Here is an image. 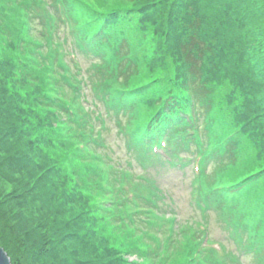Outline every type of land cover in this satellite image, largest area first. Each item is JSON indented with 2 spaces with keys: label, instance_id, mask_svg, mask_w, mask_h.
<instances>
[{
  "label": "trees",
  "instance_id": "obj_1",
  "mask_svg": "<svg viewBox=\"0 0 264 264\" xmlns=\"http://www.w3.org/2000/svg\"><path fill=\"white\" fill-rule=\"evenodd\" d=\"M261 4L257 12L264 15ZM253 17L247 0H0V178L13 186L12 217L20 223L12 230L26 239L25 263H240L204 244L208 226L202 231L193 220L178 228L175 204L150 177L131 173L125 181L119 169L103 173L105 164L94 159L99 134L87 132L92 145L86 148L85 132L74 128H86L80 103L92 81L114 97L117 111L131 110L129 96L150 110L136 134L142 139L128 146L141 162L163 165L141 151L155 134L191 140L193 124L201 119L206 126L220 112L227 132L208 133L217 162L206 182L236 184L211 200L228 231L251 217L262 240L254 248L264 254V53L261 42L251 47ZM68 25H74L75 53L56 37ZM167 59L171 70H164ZM191 113L196 122L185 116ZM232 164L239 169L228 175ZM140 177L150 194L131 187ZM5 200L0 222L8 220ZM197 202L209 207L201 196ZM185 230L193 234L180 242ZM175 238L179 249L171 248ZM145 241H158L152 255ZM8 245L2 243L6 251ZM174 252L179 258L169 260Z\"/></svg>",
  "mask_w": 264,
  "mask_h": 264
},
{
  "label": "rangeland",
  "instance_id": "obj_2",
  "mask_svg": "<svg viewBox=\"0 0 264 264\" xmlns=\"http://www.w3.org/2000/svg\"><path fill=\"white\" fill-rule=\"evenodd\" d=\"M262 1L263 0H247V5L249 9L254 13V17L251 18L252 21L250 23L253 30L258 35V37L257 35H253L251 47L255 51V45L258 42H261V45H258V49L259 51L264 53V15H260L257 12V7L262 6ZM105 3H108V1H106ZM110 3L116 2L110 1ZM73 29L74 25L73 28H71V25L65 27L59 26V28H57L56 37H58L62 41L61 43L64 45L66 51L76 52L72 49L74 45L72 38ZM81 60L82 69L84 70L89 66V60L86 59V57H83ZM168 60L169 59H167V65L164 70H167L169 67L170 70L172 68L171 62H169ZM197 62L198 61L196 60V63ZM262 72L264 73V71ZM82 77L83 79L87 80L92 79L90 75L85 76L83 74ZM147 79L148 78H143L142 80ZM93 83L94 81H92L90 84L87 83L82 90L85 97L82 98V101L80 103V121L83 120L86 123V128L81 125L74 128L78 129V133L81 131L85 132L83 138H81V141L85 142L86 148L92 145L89 139V134L87 132L93 131V133L99 134L101 140L95 147L97 149V153L95 154L94 159L98 163L99 167L101 166L99 164H105L102 166L103 173L105 174V172H110L111 169H115V171L119 169V172H116V175H118L119 178H122L125 181H127V178L131 173L140 174L142 175L141 177L150 175L154 177L159 184H164L161 187L162 191H167L173 194L174 199L177 200V207L181 214L183 213L184 216L190 215L189 213L193 211V209L188 204V195L190 191H193V187L190 183V179L192 176L191 170L186 169V173L181 174L180 168L175 167L166 169L165 167H160L161 164L157 163L156 161L141 162L142 158L139 155V151L129 150L128 146H130V142H125L123 133V130L127 128V126H129L132 130L131 126H133L134 122L133 119H129V117H134L137 109L134 113L127 111L126 114L122 113L121 110L117 111L119 105L115 101L114 97L108 95L107 93H105V91H101V89L98 86H95ZM92 86L97 87V91ZM103 94H105L104 97ZM136 114L137 122L139 123L145 120V118L150 114V110L141 107ZM200 133H203L202 136L205 137V131H202ZM181 156L184 161L188 158V154H185V152H182ZM216 162L217 159L214 158L212 161V167ZM122 164H127L128 170L123 171V169L121 168ZM210 168L211 163H209L208 170H210ZM225 169L227 170V174L231 175V173L237 171L239 167L232 164L227 165ZM141 177L137 180L136 184L132 185L131 187H136L138 191L143 193L148 192L150 194L149 189L144 186V182L141 180ZM12 188L13 186L10 185V180L7 182L6 179L0 178V203L2 202V200L6 199V202L2 203L1 208L5 212L7 219L10 220L8 224L5 223L6 221H8L5 218H3V220L0 222V247L3 248V250L6 252L10 260V264H15L16 259L19 261V264H29L25 263V261L20 257L21 252H29L27 249V242L25 241L26 239L24 240V238L22 237L23 232L21 233V235H18L15 231H13L15 229L14 227L17 226L16 223L20 222L12 217V213L16 211L15 199L10 197V195L13 193L11 192ZM167 188H169V190H167ZM144 211L146 213V209H144ZM206 213V220L208 222L207 229L210 231L209 234L212 235L213 239H217L219 242H222V245L228 246L227 253H230V251H235L237 253V257L235 256V258H238V260H240L239 264H264V257H262L264 256L263 252L261 254L257 252L260 246H255L253 252L251 250L248 254L243 253L242 255H238L240 251L244 250L246 247H248V245L245 243L233 245L230 237L234 235L231 231L227 230L226 224L219 219V215H217V212L214 210H209L206 211ZM235 213L236 215L243 214L242 210H240L239 208L235 209ZM198 214L199 211L197 210L194 216L199 218L200 216ZM24 219L25 216H23V218H21L19 221ZM242 225L247 229L249 238L253 240L254 243L256 242L255 244L261 243V238H259L256 232H253V224L250 216H245L243 218ZM153 230L156 233L159 232V229L157 228ZM29 234H31V232ZM180 234H182L180 235L181 242L184 240L183 235H192L193 233L191 231L185 230L184 234ZM169 235L170 234H168V236ZM9 237L13 238L15 241L12 242L11 240H8ZM165 239H167V237ZM5 241L6 243L10 244L8 245V251H6L2 246V243ZM180 242L175 238L171 248L179 249L180 247L178 243ZM145 244L149 246V255H152V251L157 247L158 241H145ZM162 248L165 252L169 251V248L165 245V243L162 245ZM219 257L220 256H218V258ZM129 258L134 259L136 258V256L132 255ZM178 258V255L176 254V252H174L169 256L168 259L177 260ZM147 261L150 262L151 259L148 258Z\"/></svg>",
  "mask_w": 264,
  "mask_h": 264
},
{
  "label": "water",
  "instance_id": "obj_3",
  "mask_svg": "<svg viewBox=\"0 0 264 264\" xmlns=\"http://www.w3.org/2000/svg\"><path fill=\"white\" fill-rule=\"evenodd\" d=\"M0 264H10V260L6 252L1 247H0Z\"/></svg>",
  "mask_w": 264,
  "mask_h": 264
},
{
  "label": "snow or ice",
  "instance_id": "obj_4",
  "mask_svg": "<svg viewBox=\"0 0 264 264\" xmlns=\"http://www.w3.org/2000/svg\"><path fill=\"white\" fill-rule=\"evenodd\" d=\"M91 6V5H90Z\"/></svg>",
  "mask_w": 264,
  "mask_h": 264
}]
</instances>
